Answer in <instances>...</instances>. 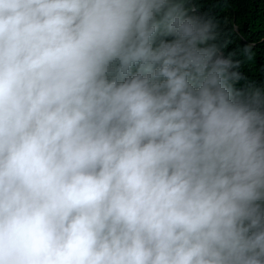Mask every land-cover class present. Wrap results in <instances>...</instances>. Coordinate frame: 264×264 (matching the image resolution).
Listing matches in <instances>:
<instances>
[{"label":"clouds","instance_id":"1","mask_svg":"<svg viewBox=\"0 0 264 264\" xmlns=\"http://www.w3.org/2000/svg\"><path fill=\"white\" fill-rule=\"evenodd\" d=\"M230 36L193 0H0V264H264Z\"/></svg>","mask_w":264,"mask_h":264},{"label":"trees","instance_id":"2","mask_svg":"<svg viewBox=\"0 0 264 264\" xmlns=\"http://www.w3.org/2000/svg\"><path fill=\"white\" fill-rule=\"evenodd\" d=\"M193 3L200 13H208L223 31L231 33L226 52L254 45V62L244 63L240 72L256 87L264 89V0H193ZM244 84L241 81L236 87Z\"/></svg>","mask_w":264,"mask_h":264}]
</instances>
